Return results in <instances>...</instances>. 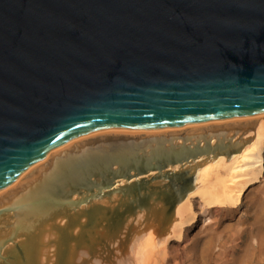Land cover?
<instances>
[{
  "label": "water",
  "instance_id": "1",
  "mask_svg": "<svg viewBox=\"0 0 264 264\" xmlns=\"http://www.w3.org/2000/svg\"><path fill=\"white\" fill-rule=\"evenodd\" d=\"M264 112V0H0V196L72 137Z\"/></svg>",
  "mask_w": 264,
  "mask_h": 264
},
{
  "label": "bare ground",
  "instance_id": "2",
  "mask_svg": "<svg viewBox=\"0 0 264 264\" xmlns=\"http://www.w3.org/2000/svg\"><path fill=\"white\" fill-rule=\"evenodd\" d=\"M185 172L191 177L176 192L173 202L165 203L163 198L161 207H151L166 226L159 235L162 241L169 238L182 241L209 208L239 206L246 194L264 179V112L245 118L176 127H129L86 133L59 144L33 165L26 178L0 196V230L12 227V220L16 222L10 238H0V261L14 263L15 250L11 247L9 253L6 250L7 258L2 254L6 242L25 230L33 231L40 222V215L62 207L66 212L84 214L95 204L94 210H101L96 217L99 228L96 239L103 240L109 227L106 221L101 222L105 213L103 205L107 201L101 199L102 194H97L96 203H89L90 196L86 195L84 185L90 183L92 177L97 181L109 175L180 178ZM212 172L215 179L211 178ZM109 200L117 201V198ZM33 224L36 228H27ZM47 230L49 233L50 229ZM142 231L138 228L133 231L131 248L136 264L138 260L143 261L140 250L146 243H143ZM29 237L33 240V234ZM89 241V245L95 244L94 240ZM50 243L43 240L40 248L36 244L34 249L32 245L30 248L22 246V263L36 264L39 259L49 257ZM194 248L190 251H195ZM74 259L72 256V262Z\"/></svg>",
  "mask_w": 264,
  "mask_h": 264
},
{
  "label": "rangeland",
  "instance_id": "3",
  "mask_svg": "<svg viewBox=\"0 0 264 264\" xmlns=\"http://www.w3.org/2000/svg\"><path fill=\"white\" fill-rule=\"evenodd\" d=\"M187 172L181 174L182 178L148 174L136 178L109 175L97 181L92 177L89 179L90 183L84 185L86 195L90 196L89 203L96 201L97 194H102L101 199L107 201L103 205L105 213L101 222L106 221L104 223L109 227L103 240L96 239V229L99 230L96 217L101 210L95 211V204L84 214L66 212V208L62 207L60 210H51L49 214H39L37 228L33 224L27 227L30 230L36 228L33 231L25 230L11 238L6 242L2 254L6 250L9 253L11 247L15 250L14 263L8 264H25L22 263V246L30 248L32 245L34 249L38 244L40 248L41 241L49 240V257L39 259L36 264H136L131 247L135 236L133 231L138 228V231H144L142 239L146 246H141L143 261L138 260L137 264H264L263 178L246 194L239 206L209 208L205 215L199 216V221L187 231L182 241L172 238L162 241L159 235L163 234L166 226H163L162 217L154 215L151 207H161L163 198L165 203L173 202L176 192L191 177ZM214 175L212 172V179H215ZM114 196L117 201L109 200ZM170 208L171 204L169 210ZM6 220L8 224L12 222V227L1 229L0 238L8 240L16 222ZM129 225L131 226L127 229ZM47 229H50L49 233ZM31 234L33 240L29 237ZM89 239L94 240L95 244L89 245ZM193 246L195 251H190ZM72 256L75 258L74 262L71 260ZM0 264L6 263L2 260Z\"/></svg>",
  "mask_w": 264,
  "mask_h": 264
}]
</instances>
